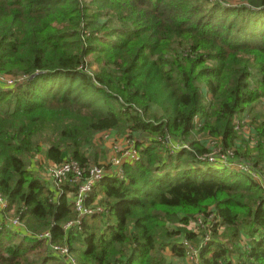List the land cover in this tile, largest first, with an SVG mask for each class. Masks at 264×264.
<instances>
[{"label":"trees","instance_id":"obj_1","mask_svg":"<svg viewBox=\"0 0 264 264\" xmlns=\"http://www.w3.org/2000/svg\"><path fill=\"white\" fill-rule=\"evenodd\" d=\"M0 74L22 79L0 86V264H68L50 244L75 264H172L184 240L197 264H264V185L197 168L206 148L189 132L197 116L198 134L236 146L245 112L263 164L264 111L253 110L264 100V0H0ZM107 130L134 139L139 158L92 187L85 205L102 210L64 229L78 218L76 187L52 188L31 159L86 169L96 162L86 147ZM158 136L190 148L169 153ZM213 211L208 239L185 227Z\"/></svg>","mask_w":264,"mask_h":264},{"label":"built area","instance_id":"obj_2","mask_svg":"<svg viewBox=\"0 0 264 264\" xmlns=\"http://www.w3.org/2000/svg\"><path fill=\"white\" fill-rule=\"evenodd\" d=\"M4 76L3 82L4 85L12 86L14 83H16L17 79L14 76L0 74ZM6 77H8L9 80L12 81L9 77L13 78L15 80L14 83L11 81H8L9 84L6 83ZM12 83V84H11ZM247 115L245 112L241 114L240 118L238 120H235V126L236 128L241 130V133L243 135H246L248 137V140L250 142V146H256L258 139L256 138V135L253 131L252 126L249 125L247 122ZM192 128H190L189 132L191 137L203 144L206 148V151L198 157V160L200 161H211L216 160L219 161L221 164L227 165V167L234 168L235 171L243 170V173L248 174L250 177H252L255 181L260 183L261 185H264V172L261 168H257L252 163L253 157H249L248 159H241L243 157L236 156L235 150L236 146L233 147H224L221 142L220 136H209L201 134H198L196 131L201 127L202 123L199 120V117L194 116L192 121ZM104 133V132H103ZM106 136V139L109 138L110 134H104ZM245 137V136H244ZM157 139L163 143L164 145L170 150L171 152H175L182 148H190L188 142L181 141L177 142L176 140L172 139L170 136L161 137L158 136ZM122 144L118 146L117 143H112L113 150L119 151L121 149H124L123 152V158L122 160H119L118 158H113L110 167L102 166V165H89L86 169L81 167L79 162L75 159H63L59 163L56 164H50L46 163V172L45 177L52 181L54 184L59 185L64 182H69L70 184L74 185L76 187V191L73 195V206L77 213V219L75 221H70L64 224L63 228L67 229L71 226L79 224V220L82 216L88 215L93 213L96 210H102L101 207H98L94 209L92 206H86L85 205V199L88 195V193L91 191L92 187L98 182L100 179H102L105 175H114L120 178L124 177L123 172V164L125 162L131 163L134 160H137L138 157V151L135 146L134 139H130L127 135L122 136ZM231 155V156H230ZM234 160H230L229 157ZM223 160H226L225 162ZM257 169H254V167ZM230 168V169H231ZM6 202L0 195V209H2L5 206ZM201 215V214H200ZM215 216L214 212L209 213L207 217L203 218H211ZM201 216L198 218V221L200 222ZM190 223L194 225L193 228H189L190 230L196 231L198 226L200 224L198 223ZM8 223L11 226H19L21 222L18 220L17 217L10 218L8 220ZM189 226V225H188ZM187 226V227H188ZM15 230H19V228H14ZM39 238H49V232H44L40 235H38ZM209 237H206L208 239ZM184 245L187 247V255L186 259L189 262L188 264H197L198 263V248L195 246H192L189 242L186 240L183 241ZM50 249L53 252V254L57 255L59 258H61L63 261H66L68 264H74V260L72 258L71 252L69 251V248L65 245L60 244H50Z\"/></svg>","mask_w":264,"mask_h":264},{"label":"rangeland","instance_id":"obj_3","mask_svg":"<svg viewBox=\"0 0 264 264\" xmlns=\"http://www.w3.org/2000/svg\"><path fill=\"white\" fill-rule=\"evenodd\" d=\"M91 70H93V69L91 68ZM6 78H7L6 79V83L9 84L8 81H11V80H9L8 77H6ZM9 78L12 79V81H11L12 83L15 82V80L13 78H11V77H9ZM3 79H4V76L0 75V86L5 87L7 85H4L5 83L3 82ZM16 81L17 82H21L22 79H17ZM201 93H202L203 96L204 95L207 96V93H205L204 90ZM263 111H264V100L259 101L258 103H256L255 108L253 110V113L254 112L262 113ZM246 118H247V122L251 126V117H250V115L248 114ZM238 119H239V117H237V120ZM235 129H236V132L238 134L237 139L235 141V144H236V152H238L237 155L243 157V158H241L242 160L243 159H248L249 160V157L252 156L253 159L251 161H252V163L253 162L255 163V153L254 154L251 153V150L254 149L255 146H250V142L248 140V137H246V135H243L241 133V130L240 129L236 128V126H235ZM106 133L107 134H111L112 133L110 140L109 139H106V136H104V134H106ZM123 135H125V134H121L119 132H116L115 130H107V131H104V133L102 132V134H96L95 137H94V138H96L95 139L96 140L95 145H92L90 147H86V149H85L86 154L90 158L91 157L93 158L94 154H96V157H95L96 158V162H92L91 165H102V166L110 167L113 158H118L119 160H122V158H123L122 156H123L124 149H121L119 151H115V150H113L112 143H117L118 146L121 145L122 144L121 139H122V136ZM135 135H136V133H133V136H135ZM202 136H204V135H202ZM263 144H264V142H263ZM237 147H238V149H237ZM164 148H165V146H164ZM137 151H138V149H137ZM168 152L173 154V152H171L170 150H168ZM39 155H41V154H39ZM230 156H228L229 159L230 160H234V162H235L236 160L235 159H231ZM138 157H139V151H138ZM32 159H34V158H32ZM135 161L136 160H134L133 162H135ZM223 161L225 162L226 160H223ZM35 164L38 165L35 168L41 169V171H42L41 174H42L43 177H45L46 165L45 164H42L41 161H39L38 163L36 162ZM263 164H264V159H263ZM263 164H258L256 167L258 169L259 168H262L263 167ZM196 166H197V168H201L203 166H207V167H210V166L215 167L216 166V167H218L216 169H220V170H221V168H227V165L221 164L219 161H216V160H211V161L205 160L203 162H200L199 161V162L196 163ZM230 168H229V170H230L229 172H232V171L234 172L235 171L234 168H231V169ZM257 168L254 167V169H257ZM240 172L243 173V170H240ZM243 174L248 175L246 173H243ZM47 182H49V184H50V186L52 188L53 187H56L55 184L52 181H49L48 180ZM209 210H213V208L210 207L206 212H208ZM206 212L205 213L198 212V213L193 214L192 215V219L189 221V223L187 225H185V227L187 229L193 228L194 225L193 224L190 225V223L191 222L192 223H196L198 221V218L201 216L200 222L198 221V223L200 224V226H198V228H199V230L202 229V230L206 231V233H205V239H206V237H209L210 236L209 235L210 232L204 229V228H207L208 225H209V223H210V221H209L210 219L209 218H203L206 215ZM64 224H66V223H64ZM64 224L62 226H64ZM12 227L13 228H19L20 231L25 232L24 231L25 230V226L22 225V224H20L19 226H12ZM222 229L223 228H218V231L221 232ZM36 237H38V235ZM243 239H245V238L243 237ZM49 248H50V246H49ZM50 251H51V249H50ZM51 253L53 254L52 251H51ZM53 255H55V254H53ZM71 255H72V258H73L74 264H75L76 263L75 257H74V255L72 253H71ZM55 256H57V255H55ZM168 259L171 261L172 264H188L189 263L187 261L188 259H186V258H185V260H183V259H177L173 254H171L169 252H168Z\"/></svg>","mask_w":264,"mask_h":264},{"label":"crops","instance_id":"obj_4","mask_svg":"<svg viewBox=\"0 0 264 264\" xmlns=\"http://www.w3.org/2000/svg\"><path fill=\"white\" fill-rule=\"evenodd\" d=\"M113 133V132H112ZM112 133L110 134V136H109V138H107V139H111V135H112ZM99 134H102V133H99ZM96 139V138H95ZM34 159H31V165L33 166H31V168H33V169H37V168H35V167H37L38 165H36L35 163L37 162H39V161H41V163L42 164H45L46 165V159H45V157L44 156H42V154L41 155H39V154H37L36 156H34L33 157ZM35 161V162H34Z\"/></svg>","mask_w":264,"mask_h":264}]
</instances>
